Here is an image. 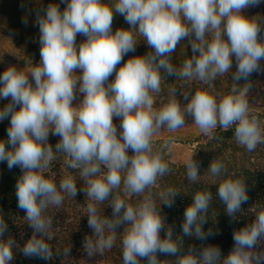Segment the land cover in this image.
Returning a JSON list of instances; mask_svg holds the SVG:
<instances>
[{
	"label": "clouds",
	"instance_id": "obj_1",
	"mask_svg": "<svg viewBox=\"0 0 264 264\" xmlns=\"http://www.w3.org/2000/svg\"><path fill=\"white\" fill-rule=\"evenodd\" d=\"M61 2L66 3L63 11L59 4H49L43 15L36 13L39 64L22 70L10 66L0 74V99L10 98L0 109V121L10 117L8 139L0 141V162L10 170L21 169L15 186L17 207L26 213L24 219L33 230L22 252L29 258H52L47 242L52 238L48 234L52 219L45 211L60 206L65 195L78 194L72 172H66L59 183L51 174L53 161L63 156L67 169L78 170L84 184L81 191L89 201L86 214L93 236L83 242L87 255L111 250L116 228L126 224L120 238L123 264H140L142 258L147 264H165L157 253L177 256L183 237L203 241L212 235L203 225L213 195L208 188L196 191L183 213L182 236L174 238L172 227H167L162 239L160 232L166 226L158 205L172 207L179 192L172 187L162 190L157 203L153 189L158 178L170 172L163 150L172 141L157 146L154 137L162 128L175 132L184 127L190 116L200 132L213 139L218 128H234L235 141L248 152L264 143L260 117L250 112L247 99L251 75L264 71L260 64L264 41L258 39L264 21L243 15L261 0ZM114 12L131 27L113 32ZM77 34L86 39L77 44ZM137 37L152 51L129 58L117 69L123 57L135 51L141 41ZM185 39L192 55L177 67L171 62L172 54ZM233 58L235 72L231 71ZM162 72L181 81L198 80L206 87L185 93L188 103L183 106L176 87H170L167 100L157 106ZM113 73L115 78L109 82ZM228 73L234 82L230 91L217 94L214 82ZM77 92L83 99L74 106ZM113 118L121 121L119 133ZM49 133L60 137L55 152L48 143ZM185 167L188 181L199 182L198 163L190 157ZM226 171L219 159L208 168L212 178H220L216 195L235 219L249 199L247 185L244 178L227 177ZM131 197L142 198L131 203ZM106 201L112 207L111 219L98 208ZM6 230L0 216V264H10L16 247L11 237L2 238ZM233 241L227 256L222 257L218 246H204L198 253L190 246L174 264H264V250L256 251L264 241V205L258 206L251 223L233 233ZM64 251L68 254L70 249Z\"/></svg>",
	"mask_w": 264,
	"mask_h": 264
},
{
	"label": "trees",
	"instance_id": "obj_2",
	"mask_svg": "<svg viewBox=\"0 0 264 264\" xmlns=\"http://www.w3.org/2000/svg\"><path fill=\"white\" fill-rule=\"evenodd\" d=\"M105 2L107 3L108 0H105ZM49 4H59L62 11L66 7V3L61 2V0H0V32L10 36L14 40L16 47L21 51L23 55L21 66H27L28 64L38 65L40 62L39 27L36 24V13L39 11L43 15V9ZM243 15L249 18H261L264 21V12L255 14L243 12ZM23 20H27V23H23ZM130 27L123 15L114 12L113 32L121 28L127 30ZM137 38L141 41L135 46V51L125 55L121 64L117 65V69L129 58L143 56L152 51L142 38ZM85 39V36L77 34L76 42L79 44ZM258 39L264 41V28L258 35ZM191 55L190 44L186 39L181 40L177 45L176 51L172 54L171 62L179 67ZM231 71H236L234 58ZM77 74L79 75L80 73L78 72ZM161 74L164 77V81H162L163 91L160 96L156 97L157 103L167 100L170 87H176L177 99L182 106L188 103V101L184 100L185 93H194L195 90L206 87L198 80L181 81L177 80L175 76H167L163 72ZM257 74L258 72H254L251 75V82L255 80ZM114 78L115 73L109 77V82L114 80ZM233 83L231 73L218 77L214 82L216 93H228ZM239 83L243 85L245 81L241 80ZM8 103H10V98L0 99V109ZM9 125L10 117L0 121V141H7V128ZM58 141L59 139L52 144L54 152ZM154 142L159 146L163 145L165 141L154 140ZM187 142L192 145L191 157L199 165L200 179L197 183L189 182L186 176V162L174 161L169 155L168 147L164 148V159L169 164L170 172L164 177L158 178L157 187L153 189V193L158 204V193L162 190L172 187L179 194L175 197L172 207L163 204L158 205L161 215L165 218L166 226L165 229L161 230L160 236L162 239L165 237L167 227H172L174 238L182 236L183 213L186 207L192 203L194 193L204 188H208L212 192L213 199L203 230L206 233L211 230L212 235L203 241L194 237H183V248L177 256L157 253L158 260L165 262V264H174L177 257L186 253L190 246L195 248L197 253L204 246H218L222 257L227 256L234 245L233 233L251 223L255 218L256 211H258V206L264 205V143L258 144L255 151L248 152L235 141L234 128L227 131L218 128L215 139L204 134L192 137ZM6 147L10 146L6 145ZM128 154L133 155L131 150H129ZM215 159H219L224 163L227 177L244 178L246 181L249 199L247 203L241 205L242 210L237 213L235 219L226 213L224 205L216 195L220 178L214 179L208 172L211 162ZM64 160L65 157L58 156L53 161L51 174L54 175L56 182L59 183V180L66 172H72V175L77 179L78 194L74 198L65 195V199L60 206H50L45 211V215L52 219V226L48 230V234L52 238L47 240V237H44L53 252L52 258L49 260L24 256L22 252L23 246L31 238L33 230L24 219L26 213L17 207L15 186L22 172L18 167L10 170L6 162H0V216L3 217L7 224V230L2 238L11 237L16 242V247L13 249L14 258L10 264H123L120 238L128 226L126 224H121L116 228L117 240L111 250L105 251L103 255L94 253L92 256H88L85 252L83 242L86 237L93 236L92 229L88 226L86 214L89 201L86 194L81 191L84 184L79 178L78 170L67 169ZM141 198L131 197L129 202L138 203ZM98 208L103 216L109 219L112 218V207L109 202L106 201L104 204L99 205ZM65 249H70L68 254H65ZM261 250H264V241H261L256 248L257 252ZM140 264H147V259L142 258Z\"/></svg>",
	"mask_w": 264,
	"mask_h": 264
},
{
	"label": "rangeland",
	"instance_id": "obj_3",
	"mask_svg": "<svg viewBox=\"0 0 264 264\" xmlns=\"http://www.w3.org/2000/svg\"><path fill=\"white\" fill-rule=\"evenodd\" d=\"M248 14H255L257 12H264V0L256 6H251L244 10ZM23 55L19 48L16 47L14 40L3 33L0 32V74H2L8 67L15 66L18 70L27 69L31 66H21V61ZM261 67L264 69V60H261ZM36 66V65H33ZM83 99V94L77 92L76 100L73 102L74 106H77L79 102ZM249 102L250 112L257 114L262 119V131H264V71L258 72L257 77L252 82V88L247 95ZM160 103H157L159 106ZM120 120L118 118H113V123L117 125V130L119 133ZM204 135L200 132L198 126L194 124V119L192 117L186 116L185 126L176 130L175 132H170L168 129H161L154 140H168L171 138V145L168 147L170 157L177 162H186L192 155V145L187 142L192 137H198ZM60 139V137L52 135L49 133L48 143L50 145L54 144L55 141Z\"/></svg>",
	"mask_w": 264,
	"mask_h": 264
}]
</instances>
